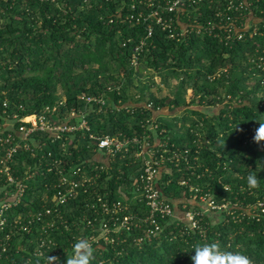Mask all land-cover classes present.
Wrapping results in <instances>:
<instances>
[{"label":"trees","instance_id":"16d2710c","mask_svg":"<svg viewBox=\"0 0 264 264\" xmlns=\"http://www.w3.org/2000/svg\"><path fill=\"white\" fill-rule=\"evenodd\" d=\"M165 1L0 0V125L14 114L20 118L57 105L50 119L83 110L90 126L71 142L51 144L38 132L31 143L45 142L42 152L14 156L18 173L24 160L34 175L25 181L24 202L5 211L0 264H67L81 240L93 249L90 264H192L196 242H216L264 264V211L257 207L264 203V141L253 139L264 122V22L262 33L246 32L229 43L223 39L225 17H214L225 0L186 4L178 13L168 12ZM150 11L161 22L153 15L137 20ZM252 11L264 20V0H253ZM208 19L217 24L197 34V24L204 27ZM143 71L156 73L165 85L175 80L174 91L150 93L140 79ZM80 96L102 97L105 104L98 111ZM163 109L179 114H159ZM89 133L148 140L169 158L177 154L156 176L172 215L159 219L160 230L150 239L138 242L142 232L135 229L109 234L111 242L91 239L108 222L102 203H127L134 216L148 211L144 202L130 199L131 182L143 168L142 155H133L138 144L124 157L101 161L96 181L86 184L85 193L78 190L75 200H52L58 175L47 171L42 154L61 157L67 175L73 166L87 169L99 161ZM250 171L261 178L255 188L247 184ZM47 209L50 216L44 215Z\"/></svg>","mask_w":264,"mask_h":264},{"label":"built area","instance_id":"2783aa9c","mask_svg":"<svg viewBox=\"0 0 264 264\" xmlns=\"http://www.w3.org/2000/svg\"><path fill=\"white\" fill-rule=\"evenodd\" d=\"M213 1L215 0H166L164 5L168 12L178 13L182 11L186 4L195 5L200 2H207L211 5ZM252 2L253 0H225L222 8L214 13V17H225L227 21L226 25L223 26L224 40L233 43L235 40H243L244 33L246 32L250 36L262 33L260 32L259 24L264 22V20L254 16ZM231 12H236L237 14L231 16ZM157 13V11H150L145 17L140 16L142 15L140 14L137 20H147L152 15L157 17ZM243 16L244 18H241ZM239 18L242 20L238 25ZM157 22H161V17H157ZM169 22L168 20L167 23L169 24ZM212 23L217 24L210 19H208L204 27L197 24L195 28L197 34L202 31L210 33L208 28L209 26H213ZM183 30V32L188 31L187 28ZM147 34H151L150 28H148ZM80 98L87 104L95 103L98 105V111L105 104L102 97L80 96ZM61 104L62 101L58 103V105ZM147 106L149 107L150 104ZM56 111L57 105H54L51 108L46 107L39 114L33 113L20 118L14 114L11 117H7L4 123L0 125V225H3L6 220L4 217L5 211L24 202L25 181L32 179L34 175L32 172H29V166L25 165L24 160L21 164L24 170L18 173L21 170L17 167L15 168L18 163L14 156L18 152H24L30 157L36 158L39 152H42L43 146L46 145L45 142L43 144L40 143V145L38 142L31 143L32 137L36 133L41 132L53 144L55 142H71L72 135L76 132H90V126L85 118L86 111H75L72 109L64 120L50 119L49 116L53 115ZM88 140L95 146L99 161L92 160L87 169L84 165H77L75 168L73 166V168L67 169L69 171L68 175L63 172L62 167H64L63 164L65 162L61 157L54 156L52 151L42 154L41 158H44V165L47 171L58 175L57 181L52 183V188L57 189L52 200L58 205H63L69 200H75L79 194L78 190L82 189L83 193H85L86 184L90 183L92 179L96 181L98 174L95 171L102 168V166H98L101 161L113 159L117 156L124 157L129 153L134 144H138L140 151L137 152L136 150L133 152V155L136 158L142 155L143 168L142 172L140 171L131 182L132 195L130 199L132 201L144 202L148 211L142 217L134 216L127 213V203L117 201L111 203L110 206L107 202L102 203L101 208L103 213L109 215L108 222L101 224L100 230L102 234L91 236V239L98 240L101 238L105 242H111L113 240L109 234L117 235L121 230L131 231L134 229L142 232V235L137 238L138 242L150 239L160 230L159 219L172 215L169 203L161 197L159 189L156 187V176L164 162L168 160L172 162L174 159H178L177 154H173V157L169 158L165 155L166 149L161 151L153 150L150 148L148 140H144L143 144H140L136 138L130 140L127 137L97 136L89 133ZM159 145L161 147V144ZM36 146H40V151H36ZM40 159L38 160L40 161ZM87 170H90V175ZM43 198L46 199L47 195L44 194ZM98 201L101 203L100 198ZM209 205L212 208L216 207L213 202H209ZM257 207L261 212L264 211L263 202H258ZM44 215L50 216V210H45ZM185 216L192 227H196V222L191 213H186Z\"/></svg>","mask_w":264,"mask_h":264},{"label":"clouds","instance_id":"9594fccd","mask_svg":"<svg viewBox=\"0 0 264 264\" xmlns=\"http://www.w3.org/2000/svg\"><path fill=\"white\" fill-rule=\"evenodd\" d=\"M253 139L256 142L264 141V122H261L256 129ZM260 179L255 171H250L247 176L249 188L257 187ZM191 247L194 252L190 256L192 264H252L247 255L241 252L225 251L216 242H196ZM74 249L76 251L67 264H90L93 249L87 241H77Z\"/></svg>","mask_w":264,"mask_h":264},{"label":"rangeland","instance_id":"374dc122","mask_svg":"<svg viewBox=\"0 0 264 264\" xmlns=\"http://www.w3.org/2000/svg\"><path fill=\"white\" fill-rule=\"evenodd\" d=\"M142 74L143 76L142 78H140L141 81L146 84L149 83V92L155 94L157 97H162L166 95L168 96L170 95L171 92L174 91V84L176 82L175 80L170 79L168 80L169 84L165 85L163 81H160L159 76L156 73H153L152 71H143ZM145 99H147V96ZM196 109L203 110L207 112L208 114H216L218 112V108H210V109L204 110L203 108L197 107ZM178 112L179 110L168 112L167 109H163L162 111L159 112V114L169 115V114L178 113Z\"/></svg>","mask_w":264,"mask_h":264}]
</instances>
